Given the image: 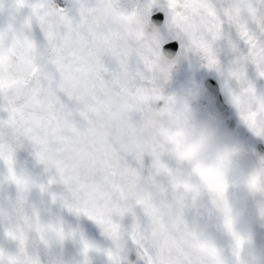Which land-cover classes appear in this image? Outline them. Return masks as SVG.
<instances>
[{
  "label": "rangeland",
  "instance_id": "1",
  "mask_svg": "<svg viewBox=\"0 0 264 264\" xmlns=\"http://www.w3.org/2000/svg\"><path fill=\"white\" fill-rule=\"evenodd\" d=\"M0 27V264H264V0H0Z\"/></svg>",
  "mask_w": 264,
  "mask_h": 264
},
{
  "label": "water",
  "instance_id": "2",
  "mask_svg": "<svg viewBox=\"0 0 264 264\" xmlns=\"http://www.w3.org/2000/svg\"><path fill=\"white\" fill-rule=\"evenodd\" d=\"M154 14L151 17V21L157 25L161 26L165 20V13L161 10H158L156 7L154 8ZM180 43L178 40H172L164 44L162 47V52L164 56L168 59H173L179 50ZM205 87L214 95L216 99V107L219 111H227L229 114L230 105L225 101L223 93L221 92V87L219 82L213 78L208 77L204 80ZM231 124L234 125V120H231ZM258 148L260 152L264 153V146L263 144H259ZM135 258L134 254L131 255V260Z\"/></svg>",
  "mask_w": 264,
  "mask_h": 264
},
{
  "label": "flooded vegetation",
  "instance_id": "3",
  "mask_svg": "<svg viewBox=\"0 0 264 264\" xmlns=\"http://www.w3.org/2000/svg\"><path fill=\"white\" fill-rule=\"evenodd\" d=\"M230 105H231V104H230ZM231 107H232V105H231ZM225 113H226V112H225ZM226 115H227V116H231V115H232V109H231V113H230V115H228L227 113H226ZM230 120H234L235 123H236V121H237L236 118H235L234 116H233V117L231 116ZM230 120H229V121H230ZM235 128H237V127H235Z\"/></svg>",
  "mask_w": 264,
  "mask_h": 264
}]
</instances>
